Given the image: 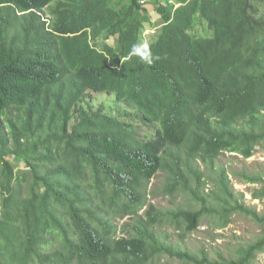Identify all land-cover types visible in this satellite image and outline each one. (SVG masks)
I'll use <instances>...</instances> for the list:
<instances>
[{
    "label": "trees",
    "instance_id": "1",
    "mask_svg": "<svg viewBox=\"0 0 264 264\" xmlns=\"http://www.w3.org/2000/svg\"><path fill=\"white\" fill-rule=\"evenodd\" d=\"M151 3L163 25L148 39L143 0H0V264H255L264 252V230L212 258L159 231L225 229L235 215L264 228L220 160L264 150V0ZM199 19L211 37L193 35ZM90 92L115 93L121 117L84 106ZM160 172L182 201L141 214ZM234 175L264 200V174ZM116 217L133 219L127 236Z\"/></svg>",
    "mask_w": 264,
    "mask_h": 264
},
{
    "label": "rangeland",
    "instance_id": "2",
    "mask_svg": "<svg viewBox=\"0 0 264 264\" xmlns=\"http://www.w3.org/2000/svg\"><path fill=\"white\" fill-rule=\"evenodd\" d=\"M151 1L144 2L151 13V26L145 32V36L150 39L154 35L158 34L163 25V21L156 10V7L151 3ZM56 3V2H55ZM53 3L52 5H54ZM47 19L50 18L49 8L46 10ZM193 34V33H192ZM197 34V35H195ZM196 37H211L213 32L209 29L208 24L205 20H198L197 28L195 29ZM117 37L110 41V44H117ZM89 98H87L83 105L86 107H91L93 110H97L100 106L104 107L105 111L111 115H118L121 117V112L125 110L126 104L123 100H118L115 93H92L90 92ZM137 135L141 138H147V136H154L153 131L144 126L143 124L137 122ZM221 163L228 168L231 183L236 193H243L245 195L244 202L251 208H254L259 213L264 215V200H255L252 197V193L257 185L246 184L240 177L234 175V172L245 169L252 172H260L264 174V150L262 147H257L255 154L246 159L240 154L225 153L221 158ZM18 162H16L17 164ZM18 168L24 167L22 164L16 165ZM204 166L202 167V169ZM163 172H160L157 177H155L147 190V195L145 197V207L141 211V214L151 206L160 207L162 209L168 210L173 209L176 203L182 201V197L173 200V197L169 195H164L162 191L164 183ZM212 188V184H209ZM185 198V197H184ZM132 218H120L116 217L114 219V224L118 227L117 236L124 237L127 236L123 231V227H127L132 223ZM264 228L262 225L255 222L250 217H245L243 215H235L230 223V225L225 229H215L209 226L208 223H204L198 231L189 234L188 236L183 235L182 230H174L171 224L167 223L159 231L163 233H168L170 235V240L174 244H179L180 249H188L192 252L199 250H205L211 258L216 253H224L229 255V251L237 248L245 242H251L256 237L260 236ZM155 264H181L179 260L175 261L168 255H163L158 257ZM255 264H264V252L261 253Z\"/></svg>",
    "mask_w": 264,
    "mask_h": 264
},
{
    "label": "clouds",
    "instance_id": "3",
    "mask_svg": "<svg viewBox=\"0 0 264 264\" xmlns=\"http://www.w3.org/2000/svg\"><path fill=\"white\" fill-rule=\"evenodd\" d=\"M146 1H147V0H143V3L146 2ZM171 2H173V0H171ZM179 5H180V4H176L175 6L178 7ZM112 39H113V38H112ZM112 39H111V40H112ZM116 39H117V38H116ZM111 40H110V41H111ZM125 109H126V108H125Z\"/></svg>",
    "mask_w": 264,
    "mask_h": 264
}]
</instances>
